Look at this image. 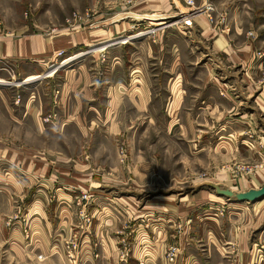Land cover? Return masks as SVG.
Returning a JSON list of instances; mask_svg holds the SVG:
<instances>
[{
	"label": "crops",
	"instance_id": "crops-1",
	"mask_svg": "<svg viewBox=\"0 0 264 264\" xmlns=\"http://www.w3.org/2000/svg\"><path fill=\"white\" fill-rule=\"evenodd\" d=\"M165 1H139L128 8L129 12L124 13L135 15L137 19L124 16L117 20L114 18L120 14L114 13L118 11V7L98 3L89 27L72 32L73 29L70 33L61 32L58 39L53 35L42 36L32 29L23 34L0 29V78L4 67L10 69L13 77L22 75L23 81L43 78V74H38L36 68L44 70L56 51L66 53L75 47H91L92 50L88 53L92 54V68L98 70L102 64L100 58L103 57L109 73L105 83L96 80L95 73L89 76L82 71L83 67L77 68L75 75L74 72H65L55 103L58 114L53 118L60 124L61 134L70 127L76 129L77 140H81L84 125H90L94 129L93 140L96 142L91 143V155L86 151L82 152L83 146L81 149L77 147L75 154L61 151L60 156L65 158L57 166L46 164L40 167L35 162L34 150L5 144V133L0 132V169L4 170L6 164L10 173H7L8 177L0 175V258L5 257L7 264H137L138 261L141 264H164L163 252L169 245L179 246L182 255L193 258L192 250L188 248L189 244H193L190 232L187 230L188 234L184 236L186 230L182 227L186 220L183 218L187 217L193 207L180 209L179 203L172 204L167 200L151 206L145 204L136 209L133 201L98 199L96 196L85 208L83 205L86 203L80 199H65L57 195L54 206L45 211L37 210L36 204L40 200L35 199V195L30 196V191L35 193L37 180L49 185L51 171L58 172L65 185L76 188H89V181L95 182L91 172L117 171L118 163L113 151L109 167L104 168L105 165L99 159L94 162L95 158L104 155L105 144H101V140L107 139L108 149H112L110 142L113 135L119 133L123 138L126 126L136 124L139 118H142L140 123H163L161 111L167 107L174 114L177 113V121H167V124L172 125V140L180 139L182 134L179 126L178 129L174 126L176 123L200 124L203 129L193 130L189 126L183 135L187 140L194 141L201 136V139H205V134L211 133L212 125L222 117L225 108L249 107L250 124L259 122L260 110L264 108V86L260 82L264 69V38L257 39L250 25L242 26L241 23V27H238L237 23L228 35L214 36L199 20L192 29L182 32L190 35L188 42H165L164 39L153 38V42H150L152 45L146 46L140 39H136L132 48L126 47L122 55L118 51L108 50L110 45L102 46L107 47L100 52L101 44L135 31L141 25L139 23L146 20L144 15L138 13L148 7H156L162 12ZM153 3L154 5H150ZM231 6L228 5L227 9ZM127 18L136 22H120ZM64 23L67 28H72L75 23L80 24V21L67 17ZM248 32L252 34L251 37L247 36ZM130 38L131 36L128 37ZM153 45L155 52H152ZM193 50L208 57L202 66L205 70L204 79H193L187 71V67L194 65L200 58L199 55L191 56ZM67 58L69 56L62 61ZM63 62L61 65L65 64ZM117 64L124 69L120 80L118 76L113 78L110 74ZM53 71L54 69L48 73ZM0 101L3 105V99ZM25 101V106L29 108L34 104L32 95ZM245 102L248 103L247 106L243 105ZM29 113L12 116L11 123L31 124L32 132L28 139H34V125L39 113L37 116L36 109L33 114L29 109ZM88 116L90 119L86 118ZM3 122V116H0V123ZM241 122L249 124V121ZM86 128L89 129L87 126ZM159 137L161 135L157 134L155 139ZM11 138L14 139L13 133ZM63 138L69 140L67 135ZM25 156L27 159H21ZM121 165L125 171L140 172L136 167L126 164V159ZM45 172L47 178L43 177ZM73 172H90L89 178L74 175ZM189 203V206L202 204L196 201ZM80 215L88 216L90 222L85 224ZM145 223L147 229L143 230L142 225ZM177 224L181 229L177 230ZM8 225L12 227L9 228ZM25 225L29 237L27 241L21 235V228ZM245 236L244 233H238L236 238L239 237V240L232 245L237 249L230 248L231 252L237 253L236 262L241 264L245 262L243 253L248 249L244 247ZM126 245H130V253L124 261H120V252ZM5 246L7 251L4 250Z\"/></svg>",
	"mask_w": 264,
	"mask_h": 264
},
{
	"label": "rangeland",
	"instance_id": "rangeland-1",
	"mask_svg": "<svg viewBox=\"0 0 264 264\" xmlns=\"http://www.w3.org/2000/svg\"><path fill=\"white\" fill-rule=\"evenodd\" d=\"M139 1L142 0L131 3H128L127 0H0V29L15 31L18 34L32 29L42 36L53 35L55 39H58L61 32L68 31L70 33L73 29L72 32L89 27L98 3L118 7V11L114 13L120 14L114 18L117 20L124 16L137 19L138 17L135 15H124V13L129 12L128 8ZM183 1L166 0L162 12L158 11L159 9L156 7H148L147 10L138 13L144 15L143 18L146 20L139 23L141 25L135 31L113 38L101 44L100 47L110 45L108 50L118 51L122 55L126 51V47L132 48L136 39H140L141 43H145L146 46L152 45L150 42H153V38L176 43L190 41V35L182 34L184 31L174 24L176 20L173 15L186 10ZM194 1L195 4H198L200 0ZM209 1L216 6L217 11L225 10L230 23L229 33L237 23H239L238 27H241L242 23V26L243 24L244 26L250 25V28L256 33L257 39L264 38V1ZM150 5H154V3ZM228 5L232 6L227 9ZM72 13L81 16L82 19L80 24L76 25L75 23L72 28H67L64 20L67 17L70 18ZM130 19L127 18L120 22L125 24L136 22H132ZM151 30L153 31L149 32ZM144 31L149 33L140 34ZM129 36H131L130 39H128ZM123 40L126 41L125 44H122ZM105 48H102L100 52L105 51ZM147 48L150 49V47ZM151 48H153L152 52H155V45ZM262 49H264V44H262ZM91 50V47H75L66 53L62 50L56 51L50 57L48 66L44 70L35 69L38 74L44 76L36 80L29 78L23 81L22 75L13 77L8 67H4L1 71L0 99H3V105L0 101V116H3L4 122L0 123V132L5 133V144L13 147L19 146L21 149L30 147L34 150L37 166L41 167L46 164H50L51 167L57 166L65 158L60 156L61 151L75 154L77 147L81 149L83 146L82 152L86 151L90 155L92 153L90 150L91 143L94 141V129L90 125H84L83 138L77 140L76 129L68 127L67 131L61 134V126L53 118V116L56 117L55 114H58L55 103H57L60 83L63 81L65 72H74L75 75L76 69L83 67L81 70L89 76L95 73L96 80L105 82V78L108 77L106 60L103 57L100 58L101 67L98 70L92 68V54L88 53ZM196 55H199V60L194 65L187 67V71L193 79H204L205 70L202 66L203 61L208 57L193 50L191 56ZM67 56L69 58L65 59L63 62L65 64L61 65L63 58ZM115 66L110 74L113 78L118 76V80H120L124 69L118 67V64ZM51 69L54 71L48 73ZM262 74L260 82L264 86V69ZM21 82H25V84ZM30 82H34V84H30ZM31 95L34 104L29 108L25 106V99L28 96L31 98ZM243 105L247 106L248 103L245 102ZM29 109L31 114L35 109L37 116L39 113L34 125V139H28V135H31L32 132L31 124L13 125L11 123L12 116L28 115L30 114ZM161 112L163 123L161 121L157 124L140 123L142 118H139L136 124L126 126L123 138L119 133V135H113L110 142L112 149H108L107 139L101 140V144H105L104 155L95 158L94 162L99 159L100 163L105 165L104 168L109 167L113 158L111 151H113L118 163L117 171L91 172L95 182L89 181V188L69 187L61 182L63 180L58 172L53 171L49 172L52 174L49 185L41 184L37 180V185L34 188L35 193L30 191V196L35 195L34 198L42 202L38 201L36 204L37 210H51L56 203L57 195L65 199H80L82 195H85L88 199H80L86 203L83 205L85 208L92 199H96V196L98 199L133 201L136 209L142 208L145 204L151 206L154 203L168 200L172 204L179 203L180 209L193 207L187 217L183 219H190L188 231L193 244L187 245L192 250L191 261H194V264H208L207 261L214 264L235 263L237 253L231 252L230 248L237 249L233 246L239 240V237L236 238L238 233L246 235L243 241L245 249H248L243 253L244 264H264V197L252 203L236 202L233 198L217 196L212 189L207 188L208 185L216 186L235 195L248 190H257L264 186V108L260 110L259 122L254 124H250L251 121L248 119L251 117V108H225L222 117L212 125L211 133L207 132L205 139H201V136L194 141L187 140L183 132L189 126L193 130L203 129V126L196 123L190 125L176 123L174 126L176 129L179 126L182 134L180 139L172 140V125L167 124V121L173 119L177 121V113L174 114L170 107ZM89 116L86 118L90 119ZM241 120L249 121V124L242 123ZM123 126L125 128V124ZM124 128H122L123 131ZM102 132L103 128L101 127V139L103 138ZM12 133L14 139L11 138ZM131 133H133V137ZM157 134L161 135V138L155 139ZM65 135L69 140L63 138ZM119 149H122L125 155L122 161H120ZM21 159H27V156L21 157ZM125 159L126 164L136 167L140 172L125 171L121 165L125 163ZM87 160L89 161V158ZM3 168L4 170L0 169V175L8 177L9 167L5 164ZM89 173L73 172L72 174L84 175L86 179L89 178ZM43 177L47 178L46 172ZM97 184L99 186H96ZM192 201L202 204L189 206V202ZM166 221L167 219L164 222ZM7 227L11 228L12 226L8 225ZM23 231L28 234L26 225L21 228V235L27 241L29 237L25 236ZM4 250L7 251L6 246ZM182 258L185 256L182 255ZM7 261L5 257L0 258V264H7ZM235 264H241V262Z\"/></svg>",
	"mask_w": 264,
	"mask_h": 264
},
{
	"label": "built area",
	"instance_id": "built-area-1",
	"mask_svg": "<svg viewBox=\"0 0 264 264\" xmlns=\"http://www.w3.org/2000/svg\"><path fill=\"white\" fill-rule=\"evenodd\" d=\"M132 1L137 0H127L128 3H131ZM183 4L185 6V12L183 13H177L173 15L176 22L174 23L176 26L184 30H190L192 29L196 24V21H202V25L205 27L206 30H208L212 35H223L226 36L229 33L230 30V23L229 18L227 17V14L224 11H217L216 6L211 3L209 0H200L198 4H195L194 0H184ZM86 16V14H85ZM72 20H78L81 21L82 17L72 13L71 17ZM153 30L149 31L152 32ZM149 33L148 31L140 32V34ZM155 32V31H154ZM153 32V33H154ZM247 36L251 37L252 34L250 32L247 33ZM126 41H122L124 43ZM63 62V61H62ZM61 62V63H62ZM60 63V64H61ZM119 155H120V161L123 160L125 157L124 152L122 149H119ZM82 200L88 199L85 195H82ZM80 218L85 224H88L90 222V218L86 215H80ZM189 222L190 220H186L183 222L182 227H185L184 236H186L187 230L189 229ZM143 230L147 229V224L142 225ZM177 230L181 229L180 225H176ZM24 235L27 236L25 231H23ZM130 245L127 247L124 246L122 251L119 255V260L124 261L127 257V255L130 253L129 248ZM192 257H185L182 258V254L180 251L179 246L177 245H169L165 247L163 252V261L164 264H194V261H191ZM137 264H141V262H137Z\"/></svg>",
	"mask_w": 264,
	"mask_h": 264
},
{
	"label": "water",
	"instance_id": "water-1",
	"mask_svg": "<svg viewBox=\"0 0 264 264\" xmlns=\"http://www.w3.org/2000/svg\"><path fill=\"white\" fill-rule=\"evenodd\" d=\"M208 189H212L217 196L224 198H233L236 202H248L252 203L264 197V186L260 187L257 190H248L244 193H238L232 195L230 191L225 189H219L216 186H207Z\"/></svg>",
	"mask_w": 264,
	"mask_h": 264
},
{
	"label": "bare ground",
	"instance_id": "bare-ground-1",
	"mask_svg": "<svg viewBox=\"0 0 264 264\" xmlns=\"http://www.w3.org/2000/svg\"><path fill=\"white\" fill-rule=\"evenodd\" d=\"M52 70H53V69H51L50 71H52ZM50 71H49V72H50ZM261 203H262V202H261Z\"/></svg>",
	"mask_w": 264,
	"mask_h": 264
}]
</instances>
